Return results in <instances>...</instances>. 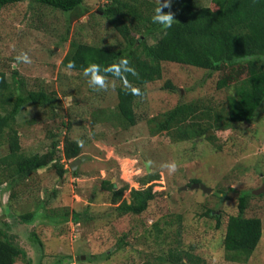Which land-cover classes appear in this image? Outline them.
Returning a JSON list of instances; mask_svg holds the SVG:
<instances>
[{"label":"rangeland","instance_id":"374dc122","mask_svg":"<svg viewBox=\"0 0 264 264\" xmlns=\"http://www.w3.org/2000/svg\"><path fill=\"white\" fill-rule=\"evenodd\" d=\"M199 3L218 10L212 0ZM106 4V0H85L89 13L82 18L32 2L0 7V71L12 87H20L23 80L26 93L43 90L54 96L53 105L21 110L22 152L46 153L55 134H61V140L68 136L83 141L77 175L71 170L75 161L61 160L63 177L51 165L13 188L0 189V227L26 250L32 264H69L74 257L82 258L80 264H183L185 252L201 256L206 264H243L227 260L224 236L229 216L237 213L239 192L255 191L264 184V105L251 123L221 130L218 127L227 122V99L246 76L244 68L223 67L206 78L204 69L163 62L162 78L145 86L147 96L136 107L138 123L122 125L116 120L115 107L117 89L124 82L107 78V89L97 90L83 73L61 66L71 42L112 50L125 46L101 13ZM25 53L31 63L17 61ZM168 81L177 87L176 92L162 89ZM181 102L200 106L192 119L200 122L205 135L174 142L172 134H153L150 119L162 120ZM110 114L112 121L104 120ZM68 122L70 129L65 127ZM6 154L8 146L3 144L0 158ZM173 161L178 167L169 174L163 165ZM151 173L160 176L152 183L158 195L145 213L118 216L111 212L112 193L104 189L105 181L117 188L129 184L138 189L140 180ZM193 179L211 193L189 187ZM220 189L238 196L224 200L222 193L217 195ZM124 196L129 201L130 192ZM249 203L247 216L260 217L264 233V196ZM208 210L221 216V228H216V219L205 216ZM72 211L88 216L74 223L66 215ZM28 212L34 213L31 222L21 219ZM123 238L126 246L117 250ZM250 261L264 264V234ZM16 264L25 262L19 258Z\"/></svg>","mask_w":264,"mask_h":264},{"label":"trees","instance_id":"16d2710c","mask_svg":"<svg viewBox=\"0 0 264 264\" xmlns=\"http://www.w3.org/2000/svg\"><path fill=\"white\" fill-rule=\"evenodd\" d=\"M101 13L108 23L124 39L125 46L112 50L106 47L93 46L85 43L71 42L70 49L61 62L67 68L70 61L75 62L73 71L83 73L89 64L96 63L102 68L107 67L121 57H126L136 70V75L126 74L132 87L140 90L139 95H133L129 88L121 86L117 89L118 103L115 107L116 120L125 126H135L138 123L136 107L147 96L149 83L162 78L163 62L178 63L204 69L206 78H211L223 67L235 69L244 68L246 76L235 85V93L228 97V109L225 113L227 122L219 129H231L239 124L251 123L260 108L264 105V0H212L218 10L202 5L196 0H173L171 8L165 7L164 12L171 11L174 22L171 28L154 24L152 16L157 2L152 0H106ZM32 2L60 10L64 13H77L79 18L89 13L84 7L85 0H0V7ZM247 65V66H246ZM17 75L16 70L13 71ZM107 78H113L111 73ZM176 92L177 87L168 81L162 88ZM54 96L43 90L26 93L25 82L12 87L5 72L0 71V146H8V154L0 158V189L13 188L14 185L28 180L40 169L54 165L59 169L61 177L65 174L59 161L71 163L80 158L82 147L76 140L61 134H55L54 142L44 154L26 155L22 152L21 135L18 130V116L25 106L43 107L53 105ZM55 106L52 110H55ZM200 110L199 105L179 103L174 109L164 114L162 120L151 118L153 134H172L174 142L197 139L205 135L206 130L200 122L192 119ZM112 121V116L104 118ZM68 129L71 123L65 125ZM4 139V141H3ZM60 156L58 151L61 150ZM78 171H73L77 175ZM156 174H147L142 178L141 187L136 189L129 184L117 188L111 181L104 182V189L112 193L111 212L118 216L145 213L150 203L158 193L154 192L152 183L159 180ZM200 183L193 179L188 186ZM130 192L129 201L125 192ZM231 192H235L233 188ZM254 191L239 192L237 198V213L229 216L226 223L223 249L227 260L243 264H256L250 261L259 247L263 237V222L260 217L247 216L250 199L263 197L264 193L256 195ZM224 200H231L226 190H219ZM54 196L57 194H53ZM14 197V194H12ZM213 210L205 213L207 217L217 220L216 228H221V216L213 215ZM74 223H80L82 212L72 211ZM34 213L21 215V219L31 222ZM34 241L41 247L43 242L33 233ZM125 244L120 241L117 250ZM187 262L183 264H206L201 256L193 252H185ZM109 257V254L106 255ZM95 257V256H94ZM22 258L25 264H32L26 250L19 246L9 231L0 227V264H16ZM90 260H94L91 258ZM170 261V258H169Z\"/></svg>","mask_w":264,"mask_h":264},{"label":"clouds","instance_id":"9594fccd","mask_svg":"<svg viewBox=\"0 0 264 264\" xmlns=\"http://www.w3.org/2000/svg\"><path fill=\"white\" fill-rule=\"evenodd\" d=\"M172 2L173 0H157V6L154 8V14L151 18L154 24L162 25L165 29L172 27L175 20L173 13L171 11L167 13L163 11L165 7L171 8ZM16 59L17 61H22L24 63H31V58L27 55V53L22 56H17ZM66 67L67 69H73L75 67V62L70 61ZM107 73H111L113 78L123 80L125 87L129 88L133 95L140 94V90L136 87H132L127 80L126 74L131 73L132 75H136V70L130 65L129 60L126 57H121L118 61L107 67L102 68L99 64L92 63L83 69L84 76L88 78V84L97 90L107 89ZM80 144L82 146L83 141H80ZM63 161L66 162V160ZM73 163L71 164V170L75 171L72 169ZM148 164H151L150 160L148 161ZM163 167L168 169L169 174H172L177 170L178 165L173 161L164 164ZM74 259L77 258H72L69 264H71ZM81 259L82 258H78V260Z\"/></svg>","mask_w":264,"mask_h":264},{"label":"water","instance_id":"95a60500","mask_svg":"<svg viewBox=\"0 0 264 264\" xmlns=\"http://www.w3.org/2000/svg\"><path fill=\"white\" fill-rule=\"evenodd\" d=\"M80 162H81V160H76L72 165V169L76 170L77 167L79 166ZM191 187L195 188V189H201L207 194L211 193V191H212L210 188L206 187L204 184H201V183H195ZM253 193L256 195L264 193V184L258 190H255ZM237 196H238V194L237 195H234V194L230 195L231 198H236ZM83 260H84V258H83Z\"/></svg>","mask_w":264,"mask_h":264},{"label":"built area","instance_id":"2783aa9c","mask_svg":"<svg viewBox=\"0 0 264 264\" xmlns=\"http://www.w3.org/2000/svg\"><path fill=\"white\" fill-rule=\"evenodd\" d=\"M71 264H80L77 259H74Z\"/></svg>","mask_w":264,"mask_h":264}]
</instances>
